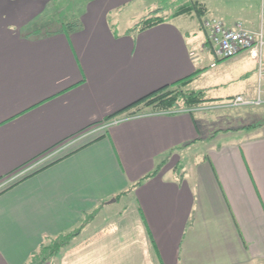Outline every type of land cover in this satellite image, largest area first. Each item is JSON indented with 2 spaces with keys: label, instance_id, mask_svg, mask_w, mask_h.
Segmentation results:
<instances>
[{
  "label": "crops",
  "instance_id": "0c3cea01",
  "mask_svg": "<svg viewBox=\"0 0 264 264\" xmlns=\"http://www.w3.org/2000/svg\"><path fill=\"white\" fill-rule=\"evenodd\" d=\"M157 1L87 0L66 19L62 0H0V177L16 172L0 192L54 163L0 193V264H28L46 236L101 202L106 213L171 152L46 264H264V125L252 123L264 108L249 110L264 105L225 109L212 140L195 116L203 107L92 125L197 70L189 89L213 102L264 89L255 62L215 58L195 14L130 32ZM210 1L204 19L264 28V0Z\"/></svg>",
  "mask_w": 264,
  "mask_h": 264
},
{
  "label": "trees",
  "instance_id": "16d2710c",
  "mask_svg": "<svg viewBox=\"0 0 264 264\" xmlns=\"http://www.w3.org/2000/svg\"><path fill=\"white\" fill-rule=\"evenodd\" d=\"M169 5L171 6L169 9H162V7L157 4L156 8L150 10L147 16H145L138 23L133 25V27L130 29V32L146 30L154 25H158L160 23L165 22L172 17L180 16L183 14H195L200 20L203 21L205 14H206V7L202 3L195 1V0H170ZM70 28H72V26H70ZM50 32L52 31L47 30L45 32L39 31L34 34L43 35L45 33H50ZM201 72L202 70H197L185 78H182L172 84L165 85L155 90L154 92L132 102L131 104L116 111L115 113L110 114L104 120L97 122L95 124H92V125L93 126L101 125L104 122L112 121L118 118L119 116L133 117V116L146 114L148 112L158 113V112H166V111L191 110V109L201 107L204 104L212 103L214 99L207 97V94L204 90L189 89L190 84L199 76ZM245 127L253 128L257 126L250 124ZM219 131L221 130H216L214 134L209 138V140H212L215 137V135L219 133ZM104 137L105 135H102L96 138L93 142H96ZM201 140L197 139L194 141H189L183 144L182 148L185 149L191 145H194L195 143H198V141H201ZM63 143L64 142H61L60 144H57V146L55 147H59ZM171 154L172 152L169 153L167 156H164V158L158 162L156 168L150 174L143 177L139 182H137L133 187H131V189L119 193L115 197V199L117 201L122 200L123 198L127 197L130 194V192H132L134 188L140 185L143 181L149 178L155 177L161 171L163 166L167 163ZM44 168L37 170L33 174L43 170ZM14 173L16 172H13L10 175L8 174V176L0 177V183L5 181L8 177L13 175ZM33 174L24 177L20 181L32 176ZM17 183H15L14 185H16ZM14 185L9 186L2 192L10 189ZM106 204L107 202H101L100 205L95 210H93L90 213L84 214L83 219L81 220V222L79 223L77 227L69 231L62 232L58 234L57 236H53V237L46 236L43 239V242L39 245V248L31 255L28 264H46L50 262L51 260L56 259L60 255L61 252H63L64 250L72 246L75 239H77L81 235L83 230L91 222L94 221L95 216L99 213V211Z\"/></svg>",
  "mask_w": 264,
  "mask_h": 264
},
{
  "label": "built area",
  "instance_id": "2783aa9c",
  "mask_svg": "<svg viewBox=\"0 0 264 264\" xmlns=\"http://www.w3.org/2000/svg\"><path fill=\"white\" fill-rule=\"evenodd\" d=\"M202 25L207 31L209 50L217 60L232 59L243 55L257 64L259 77L260 79L264 78V28L257 31L250 30L241 22H237L233 28H229L221 20L215 18H205ZM262 105H264V89H259L255 99L237 95L220 104V107L230 109ZM8 182L0 183V189Z\"/></svg>",
  "mask_w": 264,
  "mask_h": 264
},
{
  "label": "rangeland",
  "instance_id": "374dc122",
  "mask_svg": "<svg viewBox=\"0 0 264 264\" xmlns=\"http://www.w3.org/2000/svg\"><path fill=\"white\" fill-rule=\"evenodd\" d=\"M86 1L87 0H62V3H63L64 8H65L64 12L66 13L64 16L67 17L66 19H69V17H71V15L73 13H76L77 15H79L80 10L83 8ZM169 1L170 0H158L156 2V4L152 5L153 8H151V10L156 8L157 4L159 6H161L162 9H169L172 6V4H171V6L169 5ZM195 1H200V3L201 2H211L210 0H195ZM164 13H166V12H164ZM147 14H148V11H146L143 14V16H136V17H140L139 20H141L142 18L147 16ZM220 104H221V102H219V101L204 104L201 107H203L205 109H201L199 112L195 113V116L198 119V121H200V118L203 117V119L201 118L200 122L203 125L207 124V127H208L207 130L205 128H201V137L211 135L216 130L224 128L225 123H224L223 119H221L222 118L221 116L223 114H225L226 112H225V109H222L219 106ZM258 108H264V107L249 108V110H256ZM252 123L264 125V116H260L259 118L254 119V121ZM224 139H225V137H222L220 139V142ZM207 148H208V144L205 141L204 143L195 146L192 149V151H190L189 154L182 155L179 164H177V166H178L177 171L180 174L188 173L189 165L191 163L192 158L194 156H197L198 153H200V151H202L204 149L206 150ZM123 200H124V198L122 200H120L119 203L118 202L110 203L109 208L107 209V207H106V211H105L106 213H102V212L100 213V211L103 209L102 208L99 211V213L95 216V219H94L95 222H93V224L97 225L98 223H100L102 221V219L105 217V214L110 215L111 213H116L117 211L121 210L123 208ZM99 214H100V216H99Z\"/></svg>",
  "mask_w": 264,
  "mask_h": 264
}]
</instances>
